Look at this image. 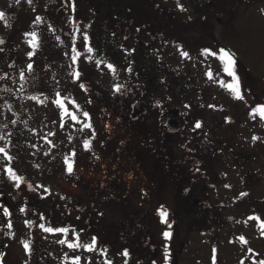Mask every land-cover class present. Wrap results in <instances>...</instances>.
Here are the masks:
<instances>
[{"label":"flooded vegetation","instance_id":"1","mask_svg":"<svg viewBox=\"0 0 264 264\" xmlns=\"http://www.w3.org/2000/svg\"><path fill=\"white\" fill-rule=\"evenodd\" d=\"M258 1L0 0V264H180L169 246L211 229H239L264 261V194H233L228 174L247 147L264 164V118L249 145L232 113L245 52L264 58L245 34ZM55 143L82 163L32 176L27 157ZM93 237L95 251L68 247Z\"/></svg>","mask_w":264,"mask_h":264},{"label":"rangeland","instance_id":"2","mask_svg":"<svg viewBox=\"0 0 264 264\" xmlns=\"http://www.w3.org/2000/svg\"><path fill=\"white\" fill-rule=\"evenodd\" d=\"M240 16L241 14L238 17ZM263 21L264 0H260L255 5L249 6L245 9V34L253 43V45L249 46V51L254 53L258 51L257 53H262L264 56ZM3 28H5L3 29L5 31L7 29V33H10L13 29H18V26L7 24L4 25ZM23 33L30 34L29 27H26V31ZM246 36L245 40L248 39ZM245 54L247 56L245 57V74L244 79L242 78L240 80L243 84L245 83V104L243 105L235 99L232 105V113L233 117H235L233 121L235 130L241 129V131H243L244 128H242L240 123H242L244 119H250L251 124H249L248 128L245 127L246 129L243 131L244 135L241 136L240 133V136L235 137V140L240 143L248 141L250 145L252 139L250 135H252V131L257 130L258 127V124H253V121H259V119L254 117H262L261 113L256 111V109H258L259 106H264V83L259 81H264V58L250 52H245ZM62 139H66V137L63 136ZM48 144L49 143H47V145ZM47 145L44 149L41 147V151L37 154H33V157L29 156L26 159L25 168L32 174V176H40L41 173L47 174L46 171L40 168L44 165L46 166L48 163H54L53 176H55L56 170L59 172L60 169L63 168L64 163L67 161L77 162L79 164L83 161L82 153H78L76 151L72 152L67 149V146L63 148L59 144L55 143L54 149L56 151L53 150L49 152L46 150ZM240 151L241 154L244 155V150ZM245 151H248L249 153V156L247 155L249 159L247 164L245 165L244 157L240 158L241 156H235L231 166L232 169L228 172L229 177L232 179V193H245L246 183H248L250 186L248 192L252 194H264V164L262 162L256 163V159L252 156L249 147H247ZM93 157L94 155L91 153V160H93ZM219 160L226 161L225 158ZM224 165L226 166L227 164L225 163ZM221 170H223V168H221ZM238 230L239 229L235 230L228 238L224 236L222 239V234L217 235L218 233H216L214 229H211L209 235L208 233L203 234V232L201 234L192 233L190 236L185 235V241L187 244L183 246L179 242L172 243L168 249L170 253L169 257H172L175 260L178 259L180 264H230L231 261H233L232 264H237L236 260H239V264H242L244 260L245 264H264V261L258 256L257 252H259V250L247 249L245 245L244 252L241 242H243L245 238L243 233L238 232ZM245 237L248 241L254 244L259 241L257 239L259 235L256 232L253 234H245ZM209 239L212 242H232L234 247L230 251V248L227 249V247H225L227 244H221L218 250H215L214 244L205 245L206 241ZM235 246L239 247L236 248ZM161 251L159 256H161ZM156 252V250L153 251L154 256L156 255ZM142 254L144 255V252H142Z\"/></svg>","mask_w":264,"mask_h":264},{"label":"snow or ice","instance_id":"3","mask_svg":"<svg viewBox=\"0 0 264 264\" xmlns=\"http://www.w3.org/2000/svg\"><path fill=\"white\" fill-rule=\"evenodd\" d=\"M28 2L31 3V0H28ZM181 10H183L182 6H181ZM4 19H5V13L2 12V11H0V20H4ZM31 35L35 36L34 33L31 34ZM33 46H35V44H34ZM90 50H91V49H90ZM205 51H208V50H205ZM221 51L224 53L223 56L221 57V59H225V58H227V63H228L230 66L234 65V61L232 60L231 54L225 52L224 50H221ZM182 54H183L185 57H188V55H189L187 52H184V53H182ZM108 67H109L110 69H112L113 71L115 70L114 67H113L111 64H109ZM28 68H29V70H31V69H32V65L29 64V65H28ZM230 74L234 75V72L231 71V68H230ZM76 75H77V77H79V73H78V72H77ZM22 78H23V77H22ZM236 79H237L236 84L230 86V87H231V90L236 94V98H237V99H243V95L241 94V92H240V88H239V80H238V78H236ZM115 90H116L117 92H119V91L121 90V86H120V85H116ZM56 103H57L58 105H60V106H63L62 103H61V101H59V100L56 101ZM256 111H259V112L261 113L262 118H264V106H259L258 109H256ZM84 115L87 116L88 113H84ZM229 119H230V118H229ZM89 127H90V125H89ZM196 127H200V124L197 123V124H196ZM254 139H256V138L254 137ZM0 153H4V155L7 156V158H8L9 160L12 159L11 156H8V153H7V151H6L5 148L0 147ZM68 171H69V172L72 171V166H71V165L68 166ZM9 172H11V169H9ZM16 179H19V177H16ZM242 195H247V194H246V193H243ZM162 214L166 215V213H162ZM253 219H259V217H253ZM8 226L11 227V224H9ZM45 231H48V232H61V233H65V232L68 231V229H63V228H62V229L46 228ZM165 235H166V237H170V233H165ZM77 239H78V238H77ZM60 242H61V243H65V241H63V240L60 241ZM81 246L84 247L87 251H95V250H96V246H97V238H96V237H93V238L91 239L90 243H87V244H84V245H81L80 243H69V244H68V247L73 248V249H75V248H77V247H81ZM105 254H106V253H105ZM123 255H124L125 257H128V255H129L128 251L125 250V251L123 252ZM75 264H79V257L76 258V260H75ZM107 264H111V261H108Z\"/></svg>","mask_w":264,"mask_h":264}]
</instances>
